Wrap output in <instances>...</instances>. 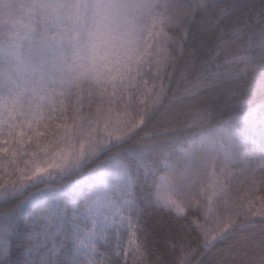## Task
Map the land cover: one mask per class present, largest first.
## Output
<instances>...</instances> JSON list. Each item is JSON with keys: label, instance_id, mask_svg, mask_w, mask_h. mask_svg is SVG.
<instances>
[{"label": "snow or ice", "instance_id": "1", "mask_svg": "<svg viewBox=\"0 0 264 264\" xmlns=\"http://www.w3.org/2000/svg\"><path fill=\"white\" fill-rule=\"evenodd\" d=\"M0 264H264V0H0Z\"/></svg>", "mask_w": 264, "mask_h": 264}, {"label": "trees", "instance_id": "2", "mask_svg": "<svg viewBox=\"0 0 264 264\" xmlns=\"http://www.w3.org/2000/svg\"><path fill=\"white\" fill-rule=\"evenodd\" d=\"M229 87V85H225V88H228ZM232 102H234V101H232Z\"/></svg>", "mask_w": 264, "mask_h": 264}]
</instances>
